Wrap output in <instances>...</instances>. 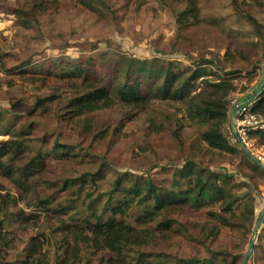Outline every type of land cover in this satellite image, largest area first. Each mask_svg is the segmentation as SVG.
I'll list each match as a JSON object with an SVG mask.
<instances>
[{"label":"rangeland","instance_id":"obj_1","mask_svg":"<svg viewBox=\"0 0 264 264\" xmlns=\"http://www.w3.org/2000/svg\"><path fill=\"white\" fill-rule=\"evenodd\" d=\"M89 1L92 8L79 0H48L46 11L39 10L37 16L28 13L25 22L17 9L30 10L34 0H0V113L3 122L28 124L31 134L27 142L32 153L39 147L45 153L44 169L27 178L26 193L22 194L13 182L2 180L13 195L20 197L16 211L40 215L26 224L25 231L18 230L21 241L17 249L5 254L6 264H20L25 259L23 250L32 235L45 241L40 257L44 261L46 253L49 262L41 264H55L54 244L60 233L43 207L36 205L39 198L54 189L48 180L93 171L105 160L111 167L99 175L95 192L105 191L118 171L150 175L163 186H170L172 169L182 167L189 158L229 174V186L235 193L251 194L255 222L252 228L241 224L238 214L243 200L234 204L232 224H217V228L211 222L210 211L222 213L221 204L187 209L176 217L197 239L178 234L155 246V251L166 254L158 261L174 264L175 257H206L216 250L228 252L229 260L236 257L234 264H244L247 254L245 264H264V239L260 236L264 214L258 231H254L264 208V175L250 170L240 151V141H233L235 121L234 115L230 116L233 107L247 97H262L258 90L264 82V0L261 4L252 0H195L198 15L189 17L185 25L179 23L178 16L188 7L186 0ZM248 13L258 19V26L247 19ZM229 48L231 53L226 55ZM119 54L138 59L158 57L180 67L205 66L210 78L233 76L236 88L229 96V118L223 132L238 152L209 149L197 126L184 118V110L173 100H154L142 109H131L132 118H124L130 108L118 100L109 108L69 117L70 100L77 90L65 85L53 75L55 72L48 78L40 72L50 69V65L59 72L65 62L87 57H95L107 72ZM26 59L32 61L23 65ZM200 81L197 79L192 88H197ZM51 95L54 99L37 106L38 99ZM170 126L181 128L179 139ZM158 128L162 129L156 131ZM7 137L0 135V142ZM55 138L71 145L74 155H50ZM249 139L245 147L264 164V138ZM67 195L62 193L59 198ZM16 225L7 228L16 229ZM92 264H98V260Z\"/></svg>","mask_w":264,"mask_h":264},{"label":"trees","instance_id":"obj_2","mask_svg":"<svg viewBox=\"0 0 264 264\" xmlns=\"http://www.w3.org/2000/svg\"><path fill=\"white\" fill-rule=\"evenodd\" d=\"M79 1L89 8L93 6L89 0ZM252 1L257 4L262 2ZM186 2L188 7L178 16L179 23L183 25L189 17L198 15L195 0ZM32 4L30 10L17 9L25 22L28 13L37 16L39 10L46 11L48 8V0H34ZM246 17L259 25L258 19L250 13ZM230 50L226 51V55H230ZM30 61L32 59L24 60L23 65ZM54 66L40 71L44 78L55 72L53 75L78 92L70 100L69 117L109 108L118 100L130 108L124 113V118H132L131 109H142L154 100H173L184 110V118L197 126L200 138L209 149L238 152L223 132V125L229 118V96L236 88L231 75L210 78L206 75L205 66L180 67L172 60L165 62L158 57L138 59L125 54H119L107 72L103 71V64L98 65L95 57L67 61L59 72L54 70ZM199 78V86L193 89L194 82ZM52 99L54 95L38 99L37 106ZM251 110L264 116V99L256 100ZM87 119L84 122L89 124ZM169 128L179 139L181 128ZM30 134L28 124L3 122L0 113V135H8L0 142L1 264H6V253L18 248V241H21L18 230L25 231L26 224L40 216L37 213L28 215L23 209L16 211L14 207L20 197L13 195L2 181L13 182L24 194L29 185L27 178L44 169L45 153L40 147L32 153L33 148L27 142ZM250 136L264 138V131L254 130ZM42 140L45 142L47 137ZM52 144L50 155L58 158L69 152H72L69 156L74 155L71 145L58 138ZM240 151L250 170L264 175V167L250 159L243 150ZM109 167L111 164L102 160L93 171L47 181L54 189L39 198L36 205L43 207L49 221L54 223L55 231L60 233L54 244L55 264H92L95 259L98 264H162L158 258L166 254L155 251V246L178 234L197 239L176 217L187 209L199 210L221 204L222 213L210 211L211 222L217 228V224H232L230 215L235 214L234 204L243 200L238 214L241 224L252 228L255 222L254 197L249 193H235L229 186V174L219 173L194 158H189L182 167L172 169L170 186H163L150 175L118 171L105 191L95 192L99 175ZM87 183L90 185L85 190ZM62 193H68L67 198H59ZM14 223L17 224L16 229L7 228ZM260 236L264 239V232ZM44 243L39 235H32L23 250L25 259L19 263L41 264ZM44 254V261L48 263L49 257ZM229 255L226 251L211 250L206 257H175L174 264H234L237 258L229 260Z\"/></svg>","mask_w":264,"mask_h":264},{"label":"built area","instance_id":"obj_3","mask_svg":"<svg viewBox=\"0 0 264 264\" xmlns=\"http://www.w3.org/2000/svg\"><path fill=\"white\" fill-rule=\"evenodd\" d=\"M260 93L262 94L261 98L264 99V86ZM258 99H260V96L251 97L237 103L239 106L234 113L235 122L232 126V139L234 142H238L240 139L244 145H248L250 132L254 130L264 131V116L251 110V107ZM230 144L232 143L230 142Z\"/></svg>","mask_w":264,"mask_h":264},{"label":"water","instance_id":"obj_4","mask_svg":"<svg viewBox=\"0 0 264 264\" xmlns=\"http://www.w3.org/2000/svg\"><path fill=\"white\" fill-rule=\"evenodd\" d=\"M263 86H264V82L260 85L258 92L262 89ZM258 92H257V93H258ZM238 106H239V105L236 104V105L233 107V109H232V111H231V114H230L231 118L233 117L234 112L236 111V109H237ZM239 141H240V144L242 145V149H243V151L246 153V155H247L250 159H252L253 161H255L256 163H258V164H260L262 167H264V164L261 163L258 159H256V158H255V157H254V156H253V155L247 150V148L245 147V145L243 144V142H242L240 139H239ZM263 214H264V208H263V210L261 211V213H260V215H259V217H258V219H257V223H256V225H255V229H254L255 232H257L258 229H259V226H260V223H261V217L263 216ZM247 256H248V254L246 255V257H245V259H244V264H245V261H246Z\"/></svg>","mask_w":264,"mask_h":264},{"label":"crops","instance_id":"obj_5","mask_svg":"<svg viewBox=\"0 0 264 264\" xmlns=\"http://www.w3.org/2000/svg\"><path fill=\"white\" fill-rule=\"evenodd\" d=\"M249 98H251V97H247L246 99H249Z\"/></svg>","mask_w":264,"mask_h":264}]
</instances>
